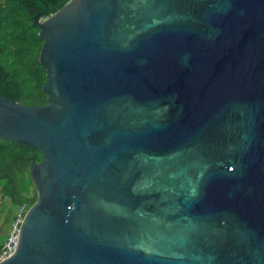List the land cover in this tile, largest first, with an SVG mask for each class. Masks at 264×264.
<instances>
[{"label": "water", "instance_id": "obj_1", "mask_svg": "<svg viewBox=\"0 0 264 264\" xmlns=\"http://www.w3.org/2000/svg\"><path fill=\"white\" fill-rule=\"evenodd\" d=\"M33 20L48 102L0 93V138L43 156L0 264H264V0Z\"/></svg>", "mask_w": 264, "mask_h": 264}, {"label": "trees", "instance_id": "obj_2", "mask_svg": "<svg viewBox=\"0 0 264 264\" xmlns=\"http://www.w3.org/2000/svg\"><path fill=\"white\" fill-rule=\"evenodd\" d=\"M67 0H0V93L22 104L47 103L42 86L46 70L37 61L42 44L34 14L46 17ZM33 8L34 11L30 9ZM5 82L7 87H5ZM43 156L40 149L0 138V198L14 212L36 198L29 167ZM0 203V214L3 212ZM5 235L0 239V245Z\"/></svg>", "mask_w": 264, "mask_h": 264}, {"label": "built area", "instance_id": "obj_3", "mask_svg": "<svg viewBox=\"0 0 264 264\" xmlns=\"http://www.w3.org/2000/svg\"><path fill=\"white\" fill-rule=\"evenodd\" d=\"M25 211L26 209L23 205L17 208V210L15 211L12 218L13 220L8 229L6 237L3 240L2 244L0 245V260L8 257L10 254L13 253L16 231Z\"/></svg>", "mask_w": 264, "mask_h": 264}, {"label": "rangeland", "instance_id": "obj_4", "mask_svg": "<svg viewBox=\"0 0 264 264\" xmlns=\"http://www.w3.org/2000/svg\"><path fill=\"white\" fill-rule=\"evenodd\" d=\"M0 203L2 204L3 212L0 214V239H2L8 232V229L12 222V214H11V208L9 207V204L7 203V200H2L0 198ZM15 213V212H14ZM14 215V214H13Z\"/></svg>", "mask_w": 264, "mask_h": 264}]
</instances>
